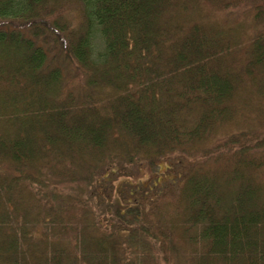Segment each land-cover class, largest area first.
<instances>
[{"label":"trees","instance_id":"trees-1","mask_svg":"<svg viewBox=\"0 0 264 264\" xmlns=\"http://www.w3.org/2000/svg\"><path fill=\"white\" fill-rule=\"evenodd\" d=\"M0 264H264V0H0Z\"/></svg>","mask_w":264,"mask_h":264},{"label":"rangeland","instance_id":"rangeland-1","mask_svg":"<svg viewBox=\"0 0 264 264\" xmlns=\"http://www.w3.org/2000/svg\"><path fill=\"white\" fill-rule=\"evenodd\" d=\"M67 5L69 7H72V8H77L78 7L75 2H68ZM95 45L98 48L102 47L101 39L97 40L95 42ZM74 88H77V84L74 86ZM130 168L131 169L129 170V172H134V173H137V174H141V172L139 171L140 167L139 168L134 167L133 170H132V167H130ZM127 169H129V168H125L124 170H127ZM141 169H142V175H144V173L147 171V169L144 166H142ZM101 187H103V185Z\"/></svg>","mask_w":264,"mask_h":264}]
</instances>
